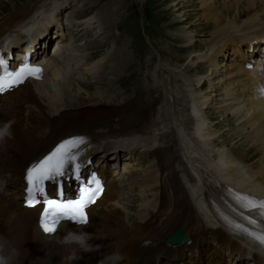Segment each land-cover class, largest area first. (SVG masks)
Segmentation results:
<instances>
[{"label": "bare ground", "instance_id": "6f19581e", "mask_svg": "<svg viewBox=\"0 0 264 264\" xmlns=\"http://www.w3.org/2000/svg\"><path fill=\"white\" fill-rule=\"evenodd\" d=\"M181 2L171 7L177 12L195 7L197 21L212 24L206 26L210 31L197 52H192L191 44L197 41L194 32H186L194 27L188 25L189 17L184 18L188 26L174 39L186 42L183 50L189 54L190 66L182 71L194 69L199 75L192 80L183 75L182 65L172 69L164 65L162 75L154 72L152 84L144 85L147 102L123 99L113 107H104L102 98L86 94L69 98L73 92L80 97L79 88H86L84 77L95 84L101 70L91 57L78 61L87 45L77 44L87 38L88 29L93 30L94 18L86 17L73 28L67 15L66 36L54 20H59L63 8H71L72 1L27 0L11 11H2L0 40L14 37L6 51L32 50L33 58L43 64V77L18 92L28 97L27 108L14 110L12 104L0 103V264H132L137 260L134 243L147 240L146 246L152 248L151 240H165L178 231L191 240L175 248L162 244L150 249L147 264H171L168 256L176 258V248L178 256L186 259L184 264H228L226 258H231L230 264L260 260L251 244L246 251L240 249L230 242L223 227L216 228L203 198L213 197L224 185L264 196V84L260 82L264 78V0H191L186 7ZM8 3L0 0V9ZM40 3L50 8L46 12L36 9ZM99 16L102 23L110 20H102V13ZM81 29L84 35L79 34ZM127 50L121 49L109 60L110 74L118 76L134 68V56ZM175 62L183 64L185 59L179 56ZM202 65L209 69L201 72ZM175 71L185 84L182 94L174 86ZM74 79L82 84L73 87ZM19 94L15 100L22 108ZM210 107L216 110L213 119L207 112ZM70 135L88 136L95 148L100 141L106 148L113 144L112 155L107 157L105 151L91 160L93 167H101L109 176L111 186L91 209L87 226L61 222L54 234H44L37 226L40 208H23L11 187H19L21 168L52 142ZM138 152L149 153L152 162L135 179L131 177L134 171L126 172L124 165L126 190L136 193L130 204L117 189L116 176L108 165L111 158L116 162L111 163L113 170L135 162ZM137 159L138 165L145 164L140 156ZM89 169L86 165L84 172ZM124 211L132 213L124 217Z\"/></svg>", "mask_w": 264, "mask_h": 264}, {"label": "rangeland", "instance_id": "374dc122", "mask_svg": "<svg viewBox=\"0 0 264 264\" xmlns=\"http://www.w3.org/2000/svg\"><path fill=\"white\" fill-rule=\"evenodd\" d=\"M9 1L10 4L8 3L7 5H4V7L1 8L2 10L0 9V15L4 14L3 12L7 10H13L22 2H27V0ZM67 1L69 3H71L72 1V9L70 8V6H68L66 9L63 8L60 12L59 20L55 19L54 21L56 23H60V25L63 27L62 30L64 32H68V24L66 22L67 15L69 16V22L72 21V25H70V27L73 26V28L77 23L85 20L86 17L94 18L93 21H95L96 23L94 22L95 24L93 25V30L88 29V32L86 33L87 38L81 40L80 43L77 44L78 46L84 44L87 45L86 51L85 48L82 49L84 52L81 54V58H78V61H82L83 58L91 57L94 60V65L98 64V68H101V70L99 69L100 71L98 72V74H96V76L98 75L96 81H99V83L96 82L95 84H93L91 82L92 79L84 77V79L86 80V88H79L80 97L77 98V95L73 92L72 95L69 96V98H72L73 100L80 99L82 98V96L85 97L84 94L90 96V98H102V103H104V107H113L115 106V104H118L123 99H125V101H133L134 103H138L140 101L147 102V100L149 99L148 93L144 89L146 88L145 86L147 83L152 84L151 79L153 77L151 76L154 75V72L155 75L160 77L162 75L161 71L165 69L164 65L170 66V69L176 67L179 68V66L182 65L181 71L183 69L189 68L190 60L187 59V56L189 54L185 50H183V46L186 44V42L182 40H174L176 39V36L180 35L181 29L187 25V21H185L184 18L189 17L190 19L188 21L190 22L188 23V25H194L193 28H186V32H194L195 35H193V38H196L197 40V43H194L193 40V43L191 44L193 48L192 52H197L200 47H203V41L205 40V37L210 31V29H208L206 26L212 25L210 24L211 22L206 25L202 21H197L199 19V10L195 7L192 9L188 7L187 11H185V9L182 12H179V10L178 12L175 11V8L171 7V4L173 2V4L179 1L181 2V0ZM190 2L191 0H182L181 3L184 7H186L191 6ZM40 7L46 12L50 8V5L47 8L46 4L41 5L40 3L38 6H36V9ZM188 10L191 11L188 13ZM114 11L116 12L115 15L113 14V16H111L110 13ZM49 12H51V10H49L48 13ZM101 13L102 20H104V17H109L108 19L110 20L106 23H102L99 20V14ZM181 18L183 19V22H180ZM79 34L84 35L85 33H82L81 29V31H79ZM54 42L56 41L54 40ZM121 49L122 51L128 49V53L134 56L133 60L135 61V65L134 68H127L123 70L120 75L115 76L110 74L108 63L109 60H113L115 56L120 53ZM16 53L21 54L22 52L17 51ZM179 56L181 58L184 57L185 62L183 64H176L175 58ZM158 66H160L159 69L156 68ZM202 66L200 67L202 69H199L201 72L204 71V68H207V70L209 69L207 65ZM156 69L158 72L155 71ZM191 69L193 68L191 67ZM197 72L193 69L192 71L188 72L184 71L183 75H185L186 78L189 77L190 79H194L197 75H199V73ZM175 73L176 76L174 86L175 89L177 88L176 90H180L182 94L184 90L181 86L185 84H183V82L181 81L182 79L180 77V74L177 73V71H175ZM163 74L166 76L165 73ZM171 77L173 80V76ZM73 84V87H78V85L82 84V82L80 83L79 80L74 79ZM70 92H72V87H70ZM83 102L84 101L80 103ZM208 109V115L213 119L216 114V110L214 107H210ZM82 133L91 134L92 132ZM224 139H226L225 136ZM139 156L140 159L146 160L143 166L138 165L137 158ZM134 160L136 161L122 163L121 166L124 167L125 165L126 168H128L127 170H125L126 172H129L131 170L134 171L131 177L135 179L143 175L141 170L143 171L149 166V164L152 162V157L147 152H138V155H136V158ZM142 160H140V162ZM123 167L121 169H123ZM135 194L136 193L131 194L127 191L126 196H128L126 197L125 201L127 203H132L136 198ZM131 213L132 212L124 211L122 212V215L124 217H127Z\"/></svg>", "mask_w": 264, "mask_h": 264}, {"label": "snow or ice", "instance_id": "6c2138e0", "mask_svg": "<svg viewBox=\"0 0 264 264\" xmlns=\"http://www.w3.org/2000/svg\"><path fill=\"white\" fill-rule=\"evenodd\" d=\"M41 72L42 69L31 64L28 58H25V61L14 70H10L8 64L0 59V94L20 86L28 79H40ZM85 143V139L79 136L66 139L26 171V206L30 208L42 206L40 227L46 234L54 233L60 222L65 219L87 224L86 208L94 204L103 193L102 184L93 176L88 184L94 183L95 187L82 186L78 199L50 198L45 194V183L53 182L57 185V196H63L60 180L66 175V169L69 166H71V171L75 174L76 180H80L82 167L80 156L82 154L78 149ZM236 199L242 208L247 211H256L261 220H264V200L257 201L246 196H237ZM248 223L255 226L257 221L248 220ZM235 228L243 231L264 247V229L258 232H250L240 225H235Z\"/></svg>", "mask_w": 264, "mask_h": 264}, {"label": "water", "instance_id": "95a60500", "mask_svg": "<svg viewBox=\"0 0 264 264\" xmlns=\"http://www.w3.org/2000/svg\"><path fill=\"white\" fill-rule=\"evenodd\" d=\"M184 238H185V235H183V233L179 232L175 235H172L168 240L171 243L176 244V243H179Z\"/></svg>", "mask_w": 264, "mask_h": 264}]
</instances>
